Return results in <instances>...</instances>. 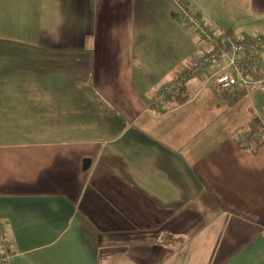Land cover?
<instances>
[{
	"label": "crops",
	"instance_id": "0c3cea01",
	"mask_svg": "<svg viewBox=\"0 0 264 264\" xmlns=\"http://www.w3.org/2000/svg\"><path fill=\"white\" fill-rule=\"evenodd\" d=\"M186 2L264 35V0ZM201 55L171 0H0L7 264H264V91L218 90L222 60L151 107Z\"/></svg>",
	"mask_w": 264,
	"mask_h": 264
},
{
	"label": "built area",
	"instance_id": "2783aa9c",
	"mask_svg": "<svg viewBox=\"0 0 264 264\" xmlns=\"http://www.w3.org/2000/svg\"><path fill=\"white\" fill-rule=\"evenodd\" d=\"M174 13L190 33L195 35L201 43L202 55L200 60L191 67L184 68L173 80L161 86L152 100L151 107L161 112L165 99L174 95L184 83L192 77L205 74L209 66L224 60L221 70L208 79L220 91H229L238 87L249 90L264 91V65L262 52L264 51V35L243 36L235 40L228 34H213L195 14L189 11L186 0H171ZM264 138V124L253 128L248 133L238 136L240 148H250L252 141ZM3 231L0 228V245L6 247L2 240ZM9 254H0V264H7Z\"/></svg>",
	"mask_w": 264,
	"mask_h": 264
},
{
	"label": "trees",
	"instance_id": "16d2710c",
	"mask_svg": "<svg viewBox=\"0 0 264 264\" xmlns=\"http://www.w3.org/2000/svg\"><path fill=\"white\" fill-rule=\"evenodd\" d=\"M264 143V139H260V140H258V141H252V143H251V147L249 148V150L250 149H252L253 151L256 149V147H259L260 145H262ZM242 149H244V148H242ZM246 150H248V148L246 149Z\"/></svg>",
	"mask_w": 264,
	"mask_h": 264
},
{
	"label": "rangeland",
	"instance_id": "374dc122",
	"mask_svg": "<svg viewBox=\"0 0 264 264\" xmlns=\"http://www.w3.org/2000/svg\"><path fill=\"white\" fill-rule=\"evenodd\" d=\"M187 32L190 34V35H193V34H191L190 33V30L189 29H187ZM195 36V35H194ZM196 37V36H195ZM196 39H197V37H196ZM198 40V39H197ZM199 42V41H198ZM200 43V42H199ZM200 45H201V43H200ZM216 63V62H215Z\"/></svg>",
	"mask_w": 264,
	"mask_h": 264
}]
</instances>
